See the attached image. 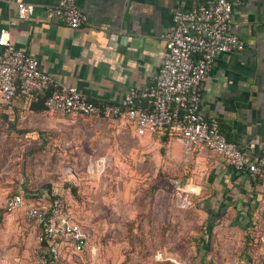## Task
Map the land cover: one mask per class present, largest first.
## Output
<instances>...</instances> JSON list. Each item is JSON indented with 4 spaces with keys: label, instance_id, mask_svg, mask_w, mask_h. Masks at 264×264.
I'll return each instance as SVG.
<instances>
[{
    "label": "crops",
    "instance_id": "obj_1",
    "mask_svg": "<svg viewBox=\"0 0 264 264\" xmlns=\"http://www.w3.org/2000/svg\"><path fill=\"white\" fill-rule=\"evenodd\" d=\"M57 1L0 0V29H8L12 44L34 57L58 85L74 87L88 100L104 104L118 103L129 89L140 90L149 83L163 63L174 11L213 0H75L87 17L77 29L48 15L46 8ZM18 3L32 7L23 19L18 16ZM230 31L244 42V49L214 59L201 90L200 110L206 119L218 121L227 141L256 160L264 154V0H244L236 7ZM32 103L18 96L11 105L0 106V121L12 141L33 142L32 155L73 159L82 151L93 155L97 142L108 153L121 139L155 144L161 158L182 172L170 182L178 179L196 187L190 208L205 213L206 221L229 215L228 221H264V181L235 172L204 146L187 154L180 140L162 133L149 134L98 117H62L48 113L43 103L31 108ZM37 189L49 197L47 188ZM31 197L26 194L33 202ZM91 199L97 203L98 198ZM9 215L10 220L23 218L20 212ZM22 222L37 231V239L39 229ZM88 245L89 240L85 250ZM72 255L64 254L62 261L72 264Z\"/></svg>",
    "mask_w": 264,
    "mask_h": 264
},
{
    "label": "rangeland",
    "instance_id": "obj_2",
    "mask_svg": "<svg viewBox=\"0 0 264 264\" xmlns=\"http://www.w3.org/2000/svg\"><path fill=\"white\" fill-rule=\"evenodd\" d=\"M7 130L0 121V264H38L37 231L25 228L24 218L10 220L4 208L18 193L46 206L57 194L80 222L89 247L72 255V264H264V221H206L202 211L177 209L167 181L182 172L155 144L121 139L107 153L97 142L93 155L49 159L32 155L34 143L12 141ZM206 230L211 251L203 262L198 243Z\"/></svg>",
    "mask_w": 264,
    "mask_h": 264
},
{
    "label": "built area",
    "instance_id": "obj_3",
    "mask_svg": "<svg viewBox=\"0 0 264 264\" xmlns=\"http://www.w3.org/2000/svg\"><path fill=\"white\" fill-rule=\"evenodd\" d=\"M244 0H213L172 14V29L165 36L161 67L140 90L131 88L118 103L97 104L76 88L58 85L41 71L38 61L15 47L9 30L0 29V106H9L18 96L30 105L49 92L44 101L48 113L70 118L98 117L108 122L135 126L149 134H165L182 142L185 153L198 145L220 155L238 173L264 181V154L253 160L222 135L216 119H206L200 110L201 90L214 59L239 52L244 42L230 31L233 12ZM18 16L25 18L32 7L18 3ZM50 17L77 29L86 23L75 0H58L46 8ZM172 195L177 209L192 206L197 194L193 185L173 179ZM7 213L21 211L29 224L39 229L36 244L38 264H61L64 254L79 255L88 239L83 227L56 197L41 206L14 194L4 204Z\"/></svg>",
    "mask_w": 264,
    "mask_h": 264
},
{
    "label": "trees",
    "instance_id": "obj_4",
    "mask_svg": "<svg viewBox=\"0 0 264 264\" xmlns=\"http://www.w3.org/2000/svg\"><path fill=\"white\" fill-rule=\"evenodd\" d=\"M48 94H49V92H47L45 95H42V96H37L36 97V99L33 101V103H32V105H31V108L32 107H34V105L37 103V104H42V103H44V101H45V99H46V97L48 96ZM35 103V104H34ZM167 186H169L170 187V189H171V193H172V184H171V182L168 180L167 181ZM159 187V186H158ZM48 192V191H47ZM49 193L50 194H52L50 191L48 192V195H49ZM12 196V195H11ZM10 196V197H11ZM10 197H8V198H10ZM57 196H54V198L53 199H51V202L56 198ZM172 197H173V195H172ZM208 229H210L209 227H208ZM205 235V236H204ZM203 235V237H201V239L199 240V245H201V246H203V248L204 249H202L203 251H202V260H203V262H204V260H205V258H206V254L208 253V252H210L211 251V248H210V246H211V244H210V242H211V235H210V231L209 230H206L205 231V234ZM249 238H250V236H248ZM251 240V239H250ZM249 240V241H250ZM247 245H248V243H247ZM246 245V246H247ZM201 264H203V263H201Z\"/></svg>",
    "mask_w": 264,
    "mask_h": 264
}]
</instances>
